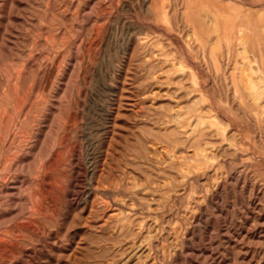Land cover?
<instances>
[{
	"label": "rangeland",
	"instance_id": "rangeland-1",
	"mask_svg": "<svg viewBox=\"0 0 264 264\" xmlns=\"http://www.w3.org/2000/svg\"><path fill=\"white\" fill-rule=\"evenodd\" d=\"M0 264H264V0H0Z\"/></svg>",
	"mask_w": 264,
	"mask_h": 264
}]
</instances>
